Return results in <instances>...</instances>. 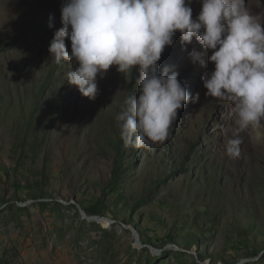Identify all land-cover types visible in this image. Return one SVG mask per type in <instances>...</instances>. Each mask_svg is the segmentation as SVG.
I'll return each mask as SVG.
<instances>
[{"label":"rangeland","instance_id":"obj_1","mask_svg":"<svg viewBox=\"0 0 264 264\" xmlns=\"http://www.w3.org/2000/svg\"><path fill=\"white\" fill-rule=\"evenodd\" d=\"M64 2L0 0V264H264V120L229 157L236 117L201 80L211 52L194 63L202 46L177 32L159 70L200 100L154 151L125 147L115 117L139 70L112 66L82 96L67 82L76 62L48 51Z\"/></svg>","mask_w":264,"mask_h":264},{"label":"clouds","instance_id":"obj_2","mask_svg":"<svg viewBox=\"0 0 264 264\" xmlns=\"http://www.w3.org/2000/svg\"><path fill=\"white\" fill-rule=\"evenodd\" d=\"M192 0H65L62 27L49 45L56 64L76 62L67 82L82 96L94 100L97 79L110 67L119 73L138 68V97L129 95L115 120L125 147L154 151V145L170 138L179 110L189 101L196 104L199 92L190 94L171 66L160 71L159 61L176 33L182 45L193 38L203 52L193 49L194 63L213 70L201 77L206 97L232 106L234 134L225 145L226 154L238 158L249 128L264 120V0L253 12L247 0H200L201 10L193 18ZM52 26L51 24L49 25ZM71 42V53L65 39Z\"/></svg>","mask_w":264,"mask_h":264},{"label":"trees","instance_id":"obj_3","mask_svg":"<svg viewBox=\"0 0 264 264\" xmlns=\"http://www.w3.org/2000/svg\"><path fill=\"white\" fill-rule=\"evenodd\" d=\"M135 86H136V85H135V81H134V79H133V80H132V87H131L132 89H131V90H134V89H135ZM120 148H121V146H120L119 143H118V146H117V152H116V154H117V155H116V158L118 157V153H119V151H120ZM122 153H123V148H122L121 154H122ZM212 172H213V174L216 173L215 170H213ZM83 209H84V211H86L87 214H88V213H89V214H93V213L89 212L87 208H84V207H83ZM98 210H100V204H99V203H98ZM95 213H98V212H95Z\"/></svg>","mask_w":264,"mask_h":264},{"label":"bare ground","instance_id":"obj_4","mask_svg":"<svg viewBox=\"0 0 264 264\" xmlns=\"http://www.w3.org/2000/svg\"><path fill=\"white\" fill-rule=\"evenodd\" d=\"M260 10H261L260 8H257L254 12H257V11H260ZM85 217L88 218L87 215ZM93 217H95V216H93ZM88 219H91V218H88Z\"/></svg>","mask_w":264,"mask_h":264},{"label":"water","instance_id":"obj_5","mask_svg":"<svg viewBox=\"0 0 264 264\" xmlns=\"http://www.w3.org/2000/svg\"><path fill=\"white\" fill-rule=\"evenodd\" d=\"M83 213H84V212H83ZM85 215H86V213H85ZM87 217H88V218H93V216H88V215H87Z\"/></svg>","mask_w":264,"mask_h":264}]
</instances>
